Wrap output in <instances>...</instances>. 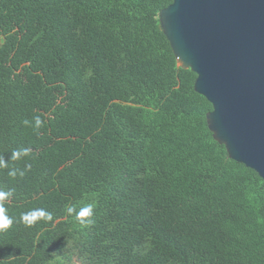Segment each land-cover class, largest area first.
Returning <instances> with one entry per match:
<instances>
[{
  "label": "trees",
  "instance_id": "trees-1",
  "mask_svg": "<svg viewBox=\"0 0 264 264\" xmlns=\"http://www.w3.org/2000/svg\"><path fill=\"white\" fill-rule=\"evenodd\" d=\"M171 3L0 0V264H264V183L213 140Z\"/></svg>",
  "mask_w": 264,
  "mask_h": 264
},
{
  "label": "water",
  "instance_id": "water-1",
  "mask_svg": "<svg viewBox=\"0 0 264 264\" xmlns=\"http://www.w3.org/2000/svg\"><path fill=\"white\" fill-rule=\"evenodd\" d=\"M159 24L213 140L264 183V0H172Z\"/></svg>",
  "mask_w": 264,
  "mask_h": 264
},
{
  "label": "clouds",
  "instance_id": "clouds-1",
  "mask_svg": "<svg viewBox=\"0 0 264 264\" xmlns=\"http://www.w3.org/2000/svg\"><path fill=\"white\" fill-rule=\"evenodd\" d=\"M23 123L25 125L31 124V122L28 120H24ZM42 124H43V121L39 117H36L34 128L39 129L42 126ZM30 151L31 150L29 148L14 149L11 153L10 159L19 160L23 157L28 156ZM0 167H8V162L0 158ZM8 175L11 177H16L17 175L22 177L24 175V171L12 168L9 170ZM12 195H13L12 191H0V230L6 229L13 224V220L11 217L7 215V209L4 207V204H3V202L6 201ZM67 213L69 215H72L75 213L76 218L82 224H91L92 223L91 217L94 215V209L91 205H88V206L82 207L77 212L74 207L69 206L67 207ZM22 219L26 221L29 226H31L33 223L37 222L38 220L52 221L53 214L43 208H36V209H32L22 214Z\"/></svg>",
  "mask_w": 264,
  "mask_h": 264
},
{
  "label": "rangeland",
  "instance_id": "rangeland-1",
  "mask_svg": "<svg viewBox=\"0 0 264 264\" xmlns=\"http://www.w3.org/2000/svg\"><path fill=\"white\" fill-rule=\"evenodd\" d=\"M75 259H76V258H74V259L72 260V263H74V261H76ZM76 264H79V263L76 261Z\"/></svg>",
  "mask_w": 264,
  "mask_h": 264
}]
</instances>
